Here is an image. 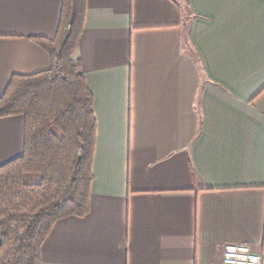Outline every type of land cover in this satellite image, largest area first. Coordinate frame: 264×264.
I'll return each mask as SVG.
<instances>
[{"label": "crops", "instance_id": "obj_1", "mask_svg": "<svg viewBox=\"0 0 264 264\" xmlns=\"http://www.w3.org/2000/svg\"><path fill=\"white\" fill-rule=\"evenodd\" d=\"M61 0H0V97L50 67ZM97 120L91 206L57 220L44 264H220L264 256V0H87L73 52ZM24 116L0 117V166ZM1 244V238H0Z\"/></svg>", "mask_w": 264, "mask_h": 264}, {"label": "trees", "instance_id": "obj_2", "mask_svg": "<svg viewBox=\"0 0 264 264\" xmlns=\"http://www.w3.org/2000/svg\"><path fill=\"white\" fill-rule=\"evenodd\" d=\"M61 3L56 35L34 38L50 67L14 74L0 97V117L25 119L22 154L0 166V264H44L41 248L55 222L90 211L97 120L73 57L87 0Z\"/></svg>", "mask_w": 264, "mask_h": 264}, {"label": "built area", "instance_id": "obj_3", "mask_svg": "<svg viewBox=\"0 0 264 264\" xmlns=\"http://www.w3.org/2000/svg\"><path fill=\"white\" fill-rule=\"evenodd\" d=\"M220 264H264V256L249 244L227 243Z\"/></svg>", "mask_w": 264, "mask_h": 264}]
</instances>
